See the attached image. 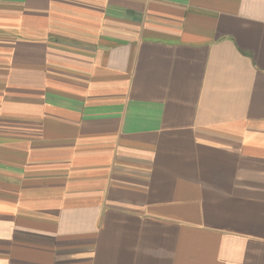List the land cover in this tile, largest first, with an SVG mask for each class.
<instances>
[{"label": "crops", "instance_id": "obj_1", "mask_svg": "<svg viewBox=\"0 0 264 264\" xmlns=\"http://www.w3.org/2000/svg\"><path fill=\"white\" fill-rule=\"evenodd\" d=\"M0 264H264V0H0Z\"/></svg>", "mask_w": 264, "mask_h": 264}]
</instances>
